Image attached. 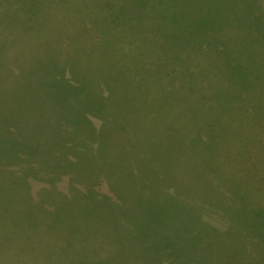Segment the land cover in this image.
<instances>
[{
	"label": "rangeland",
	"instance_id": "obj_1",
	"mask_svg": "<svg viewBox=\"0 0 264 264\" xmlns=\"http://www.w3.org/2000/svg\"><path fill=\"white\" fill-rule=\"evenodd\" d=\"M170 1L122 0L119 7L116 0H34L39 22H30V37L16 31L8 45L20 75L17 84L7 83L27 86L47 57L67 73L62 90L48 95L62 116L80 111L81 104L85 111L92 108L70 85L89 83L93 97L104 90L99 119L114 116L115 121L95 134L109 149L102 161L109 170L102 191H108V180L123 203L133 206L140 195L155 197L157 185L173 175L181 200L170 194L146 212L115 216L91 198L54 191L53 180L37 178L29 156H10L16 150L0 134V177L6 174L0 184V264H129L133 255L124 250L126 240L137 234L141 240L144 235V248L133 264H264V0H222L217 13L201 7L194 18L204 31L220 20L221 33L211 47L223 45L218 54L225 52L232 63L208 98L214 102L211 113H198L199 93L185 91L199 76L180 64L194 63L193 58L180 59L176 68L165 47L161 6L169 9ZM225 1L236 15L227 13ZM114 10L125 19L137 18V28L112 29ZM19 18L27 21L25 15ZM149 18L157 30L151 46L144 37ZM227 27L235 28L225 35ZM9 30L4 21L5 40ZM135 33H144L143 39ZM179 40L188 45L184 34ZM196 72L201 74L200 66ZM174 86L182 88L179 93H171ZM236 107L245 110L233 113ZM165 131L189 142L186 163L164 160ZM211 134L209 147L198 142ZM6 162L23 165L22 173L12 176Z\"/></svg>",
	"mask_w": 264,
	"mask_h": 264
},
{
	"label": "trees",
	"instance_id": "obj_2",
	"mask_svg": "<svg viewBox=\"0 0 264 264\" xmlns=\"http://www.w3.org/2000/svg\"><path fill=\"white\" fill-rule=\"evenodd\" d=\"M29 1L31 6L27 5L24 0H0V25L5 21V24L10 29L6 33L8 35V44L6 43L7 39L5 40L2 35L4 33L0 32V120L3 121L0 134L4 136L5 140L10 141L11 148L16 150L10 156L16 160L23 155L29 156L32 159L30 165L35 168L34 170L38 174L37 178H40L42 181L53 180L51 184L54 191L58 193L64 192V196L68 195V197L79 195L83 198L87 197L88 200L91 198V202L97 208L105 211H116L115 216L126 215V217H130L134 216V213L146 212L154 204H164L170 198V194L178 196L176 199L181 200L180 194H178L174 187L176 182H173V175L165 179L169 180V182L157 185L155 197L146 198L144 195H140L138 202L133 206L124 204L125 202L120 190L114 189L108 180V191H102L100 186L109 173L105 165L106 163L102 164V161L108 157L109 149L107 145L103 146L102 143L96 142L95 137L98 134V128L99 131H102L106 127L105 123L111 122V125H114L115 121L114 116H110V119L106 120L107 122L101 121L103 117L101 113L102 99L105 98L101 93L104 90L100 91L97 97H93L89 83L77 86L70 85L75 91L73 93L75 97L78 98L80 94H84L85 99H90L91 103H93L91 105L92 108L85 111L80 103V111H74L62 116L56 111L55 104L51 102V97L48 95L51 92L62 90L63 77L67 73H62L61 67L52 62V60L45 57L44 66L41 67L39 65L40 71L32 76L27 86L24 83H19L17 86L11 87V84L7 83L11 79L17 84V76L18 74L20 75L18 65L7 54L9 51L8 45L13 44L14 40H16V31L21 30L27 37H30L33 26V24L29 25L30 22L32 20H34V23L39 22L32 6L34 0ZM64 1L67 2L69 0ZM118 2L117 6L120 5L122 0H116V3ZM170 2L171 6L169 9H165L164 5L161 6L165 12L163 14L164 18L160 19L163 21L162 29L165 31L163 33L167 37L164 40L165 47H169L173 52L174 57L172 61L176 68L179 67L178 63L180 59H184L185 57L193 58L194 63L186 62L180 64L184 72L194 68V73L191 76L193 77L195 74L199 76V80L191 83L190 86L185 88V91L189 94L195 91L199 95L201 94L197 96V103L201 101L200 108H202L201 111H197L198 113L204 111L211 113L213 111H210L212 109L210 106L214 102H211L208 98L212 94V89L215 91L216 88L214 87L224 78L222 74L231 71L229 63H232L230 61L228 63L225 52L221 55L218 54L220 50H223V45L214 42V46L211 47L215 34L221 33L220 20H213L210 23L212 27L204 31L194 18L198 15L201 7L212 11L214 14L217 13L221 9L222 0H171ZM225 2L229 9L227 13L230 14L232 12V14L236 15L235 11L237 10L230 9L229 2ZM14 5L17 6L16 9ZM108 12L110 13V11ZM114 13L116 14V18L109 15L112 18V23H110L112 29L122 27L126 32H129L137 28V18H132V20L125 19L121 11L116 12L114 10ZM20 15H25L27 18L25 24L19 18ZM150 15L153 14L150 12ZM149 20L150 23H148L146 29L149 31L146 32L144 37L151 46L157 30L154 28L153 21L150 18ZM105 21H107V17H105ZM234 25L236 24L234 23ZM234 28L227 27L225 35L229 34ZM144 33H135L133 35L142 38L141 36ZM122 34L125 35L126 33ZM183 34L188 45H182L184 43L183 40H179L181 44L177 42L178 36ZM45 46L46 44L41 45L43 48ZM179 46L182 47L181 50L178 49ZM155 59L157 62L162 61L160 58ZM211 60L214 61L208 63ZM199 66L201 74H199L200 72H196V68H199ZM203 78L204 80L201 81ZM175 88L176 90L174 92L172 90V94L179 93L182 89L174 86ZM38 91L43 92L44 97L42 99L38 97ZM230 107L232 106L230 105ZM237 110L242 113L245 109L236 107V109H233V113ZM165 133L166 137L163 140L167 143L164 145L166 147L164 160L169 163L173 158L175 163L179 162V160L186 163L190 158V147L187 139L185 138L186 143L179 136L171 138L169 132L165 131ZM212 138L213 135L211 134L210 138L206 135L204 139L200 138V140H197L199 143L202 141L201 143L205 147L207 145L209 147V142ZM3 165L12 172L10 173L12 176L17 177L22 173L23 165L19 163L6 162ZM100 167L102 168L101 171ZM5 175L0 177V184L4 182ZM29 179L31 178L28 176L27 180ZM32 179H36V177ZM60 184H64V188L60 187ZM184 201L199 202L196 199H184ZM144 239V235L141 240V235L137 234L136 236L128 237L126 240L124 250L129 255H133L132 258L128 259L129 264H133L139 257L140 252L144 248ZM170 250L175 251L174 248ZM201 264H204V262Z\"/></svg>",
	"mask_w": 264,
	"mask_h": 264
}]
</instances>
